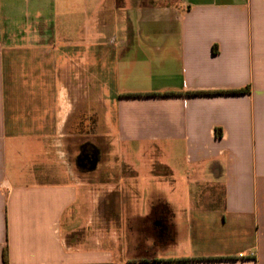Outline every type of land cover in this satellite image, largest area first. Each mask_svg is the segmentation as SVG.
<instances>
[{"label":"crops","instance_id":"1","mask_svg":"<svg viewBox=\"0 0 264 264\" xmlns=\"http://www.w3.org/2000/svg\"><path fill=\"white\" fill-rule=\"evenodd\" d=\"M0 264H264V0H0Z\"/></svg>","mask_w":264,"mask_h":264},{"label":"rangeland","instance_id":"2","mask_svg":"<svg viewBox=\"0 0 264 264\" xmlns=\"http://www.w3.org/2000/svg\"><path fill=\"white\" fill-rule=\"evenodd\" d=\"M106 158L107 157L105 156L104 159H106ZM104 163H105V161L102 162L101 164H99V166H98L96 171L85 173L87 175V177L95 179V178L99 177V175L101 173H104L103 172V170L105 168V167H103ZM140 185H141V196H140V201H139V204H140L139 208L144 211V210H146L148 208L150 209L152 207V205L154 206L155 211L151 215H149V220L157 222L161 226V229L159 230L160 232L158 233V231H157V234H158L157 236L159 237V236L162 235L161 231L167 230L166 224L162 220L161 211L164 210L165 196L168 197V193H167V190H166V188L168 186L165 185L164 183H161V192L158 193V196L159 195L160 196L155 199L156 200V203H155L154 202L155 200H153L152 198H149V195L153 192L152 184L150 185L149 183L144 182V183H141ZM165 247L166 246L163 244V241H159L157 243V246H156L157 254L161 255L163 253ZM152 253H153L152 250L150 251L148 249L145 250L144 248H142L140 250V252H138V255H140L141 257H146L147 258V257L151 256Z\"/></svg>","mask_w":264,"mask_h":264},{"label":"flooded vegetation","instance_id":"3","mask_svg":"<svg viewBox=\"0 0 264 264\" xmlns=\"http://www.w3.org/2000/svg\"><path fill=\"white\" fill-rule=\"evenodd\" d=\"M94 154L95 153L92 150H90V151H87V150L82 151L80 153V156H79V159H80L79 164L80 165H85L84 169L87 170L89 166H88L86 160L92 159V157H94Z\"/></svg>","mask_w":264,"mask_h":264},{"label":"water","instance_id":"4","mask_svg":"<svg viewBox=\"0 0 264 264\" xmlns=\"http://www.w3.org/2000/svg\"><path fill=\"white\" fill-rule=\"evenodd\" d=\"M80 159L77 160L78 166H80L81 168H84V165H80L79 164ZM87 164H88V170H94L96 167V158L92 157V159H88L86 160Z\"/></svg>","mask_w":264,"mask_h":264},{"label":"trees","instance_id":"5","mask_svg":"<svg viewBox=\"0 0 264 264\" xmlns=\"http://www.w3.org/2000/svg\"><path fill=\"white\" fill-rule=\"evenodd\" d=\"M245 90H237V91H230V92H223L225 94H238V93H242L244 92ZM211 260V259H210ZM184 261H187V260H184Z\"/></svg>","mask_w":264,"mask_h":264}]
</instances>
